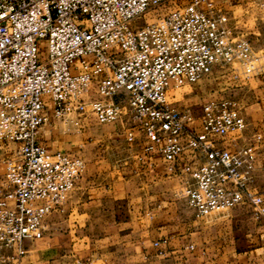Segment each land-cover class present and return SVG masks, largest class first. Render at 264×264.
Masks as SVG:
<instances>
[{
	"label": "built area",
	"instance_id": "obj_1",
	"mask_svg": "<svg viewBox=\"0 0 264 264\" xmlns=\"http://www.w3.org/2000/svg\"><path fill=\"white\" fill-rule=\"evenodd\" d=\"M168 1L0 0V148L18 144L0 193V264H20L26 241L44 235L86 169L82 156L38 141L52 117L82 128L95 115L126 124L131 138L140 126L145 151L182 178L197 216L248 205L264 217L256 143L227 145L249 125L239 101L212 97L200 114L174 101L218 63L240 58L254 68L251 45L230 33L216 0L137 22Z\"/></svg>",
	"mask_w": 264,
	"mask_h": 264
},
{
	"label": "crops",
	"instance_id": "obj_2",
	"mask_svg": "<svg viewBox=\"0 0 264 264\" xmlns=\"http://www.w3.org/2000/svg\"><path fill=\"white\" fill-rule=\"evenodd\" d=\"M253 3L264 9V2ZM226 4L234 7L239 1ZM255 77L261 97L247 103L243 112L249 125L242 133L229 135L227 145L233 148L255 142L257 164L261 166L264 71ZM46 123L38 141L49 152L84 154L86 170L62 208L47 216L44 235L26 241L27 253L20 264H264V217L250 213V248L239 251L230 212L209 224L184 198L159 197V181L170 176L162 157L145 151L140 126L131 138L127 125L121 122L101 123L104 128L100 130L87 126L77 132ZM5 147L0 152L10 154L12 147ZM126 201L134 203L133 209L127 210Z\"/></svg>",
	"mask_w": 264,
	"mask_h": 264
},
{
	"label": "rangeland",
	"instance_id": "obj_3",
	"mask_svg": "<svg viewBox=\"0 0 264 264\" xmlns=\"http://www.w3.org/2000/svg\"><path fill=\"white\" fill-rule=\"evenodd\" d=\"M187 1L189 0H170L151 11H148L145 15L138 19L137 22L140 25H144L149 22L157 21L164 14L186 3ZM238 1V5L234 7H226V2ZM256 1L264 2V0H218L217 2L218 6L226 13L225 26L228 28L230 33H232L234 37L246 40L250 43L254 68H250L249 64L240 58H235L229 63L216 64L213 71L209 75L194 84L184 87L181 90L179 96L174 99L175 103L179 107H190L196 114H200L201 105L207 99L212 97H228L239 101L243 111L245 112L248 102L261 97V94L257 91L258 84L255 76L264 71V9L256 8V3H253ZM257 57L258 60H256ZM55 123L60 124L62 129L66 132H77V130L83 129L84 127L87 128V126L98 130L104 128L95 115H91L85 122H83L82 128L74 122H64L56 119L53 121L50 119L46 124L54 125ZM246 144H249V142L239 145ZM8 145L12 147V152L10 154L5 151L0 152V193L5 188V162L7 159L13 158L18 149V144L16 143H8L6 144V147ZM65 151L82 156L87 164L84 154L78 153L77 151ZM127 161L129 162V157L127 158ZM169 176L170 177H168L167 180L165 177L162 182L159 181V197L167 198L168 196H172L174 198H183L182 178L175 175ZM144 190L145 189L142 191ZM133 204L134 203L126 201V206L128 207L127 210L132 208ZM229 212L233 215L231 227L233 229V235L236 238L238 250H248V248H250V240L247 234L249 226L248 216L251 212H253L252 207L242 205L239 208L232 209V211L230 209L218 210L204 216V219L208 222H214V219H216L217 216L226 215ZM127 216L129 217V215ZM210 222L209 224H211ZM138 263L139 261H127V264Z\"/></svg>",
	"mask_w": 264,
	"mask_h": 264
}]
</instances>
